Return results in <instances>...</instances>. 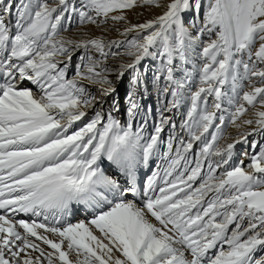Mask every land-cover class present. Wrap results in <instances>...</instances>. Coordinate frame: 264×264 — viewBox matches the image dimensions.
I'll use <instances>...</instances> for the list:
<instances>
[{
	"label": "snow or ice",
	"instance_id": "obj_1",
	"mask_svg": "<svg viewBox=\"0 0 264 264\" xmlns=\"http://www.w3.org/2000/svg\"><path fill=\"white\" fill-rule=\"evenodd\" d=\"M252 135L264 0H0V264H264Z\"/></svg>",
	"mask_w": 264,
	"mask_h": 264
},
{
	"label": "bare ground",
	"instance_id": "obj_2",
	"mask_svg": "<svg viewBox=\"0 0 264 264\" xmlns=\"http://www.w3.org/2000/svg\"><path fill=\"white\" fill-rule=\"evenodd\" d=\"M161 10L159 9H153L151 12L149 11H145L144 9H136L135 12H129V18L133 20V22H143L145 19H150L152 18L153 15L159 14ZM143 12V15H137V13ZM89 30H91L92 32H96V30L94 28H91V26H89ZM108 37L109 38H119L118 34L115 32H109L108 33ZM114 79V78H113ZM152 103V102H150ZM239 132H243V131H251L250 128H242L237 130L234 126H229L228 127V133H227V138H228V142H231V138H235ZM251 138V136L248 137V139ZM239 146V145H237ZM249 161L247 159H245V164H248ZM84 214L81 213L78 216H75L72 218V222H76L77 220L80 219H84Z\"/></svg>",
	"mask_w": 264,
	"mask_h": 264
},
{
	"label": "rangeland",
	"instance_id": "obj_3",
	"mask_svg": "<svg viewBox=\"0 0 264 264\" xmlns=\"http://www.w3.org/2000/svg\"><path fill=\"white\" fill-rule=\"evenodd\" d=\"M114 78V77H113ZM115 79V78H114ZM125 85L127 84V78H125V81H124ZM119 87V85H117ZM154 103V101L152 102ZM228 133V128L226 129V133L225 135H227ZM227 137V136H226ZM253 140H256V141H259L260 144H264V138L260 137V136H257V135H252L251 138H249V141H253ZM244 150H248L250 153L252 152V149L249 146H244V145H239L236 147V152H237V156H239V154L244 151ZM259 151V147H257L255 149V152H258Z\"/></svg>",
	"mask_w": 264,
	"mask_h": 264
}]
</instances>
